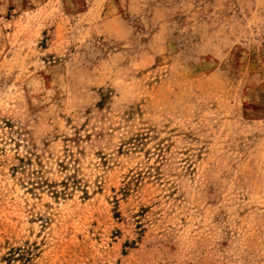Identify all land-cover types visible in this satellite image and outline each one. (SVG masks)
Instances as JSON below:
<instances>
[{"label":"rangeland","instance_id":"rangeland-1","mask_svg":"<svg viewBox=\"0 0 264 264\" xmlns=\"http://www.w3.org/2000/svg\"><path fill=\"white\" fill-rule=\"evenodd\" d=\"M0 264H264V0H0Z\"/></svg>","mask_w":264,"mask_h":264}]
</instances>
